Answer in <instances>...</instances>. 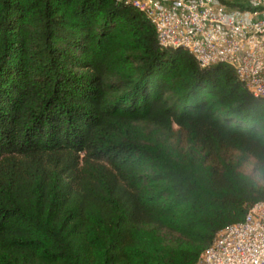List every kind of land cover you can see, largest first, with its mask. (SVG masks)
Segmentation results:
<instances>
[{
	"label": "trees",
	"instance_id": "obj_1",
	"mask_svg": "<svg viewBox=\"0 0 264 264\" xmlns=\"http://www.w3.org/2000/svg\"><path fill=\"white\" fill-rule=\"evenodd\" d=\"M126 1L0 0V264H196L264 201V100Z\"/></svg>",
	"mask_w": 264,
	"mask_h": 264
},
{
	"label": "built area",
	"instance_id": "obj_2",
	"mask_svg": "<svg viewBox=\"0 0 264 264\" xmlns=\"http://www.w3.org/2000/svg\"><path fill=\"white\" fill-rule=\"evenodd\" d=\"M126 3L145 15L162 48L186 50L201 68H231L253 97L264 100V0ZM196 264H264V201L221 229Z\"/></svg>",
	"mask_w": 264,
	"mask_h": 264
}]
</instances>
